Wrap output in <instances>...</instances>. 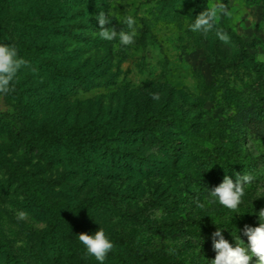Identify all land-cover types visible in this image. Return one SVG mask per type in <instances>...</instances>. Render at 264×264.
<instances>
[{"label":"rangeland","instance_id":"374dc122","mask_svg":"<svg viewBox=\"0 0 264 264\" xmlns=\"http://www.w3.org/2000/svg\"><path fill=\"white\" fill-rule=\"evenodd\" d=\"M218 5L230 15L190 30ZM100 12L117 33L133 16L134 43L101 38ZM0 43L28 62L21 96L0 94V158L79 222L48 213L0 166V264H97L83 227L114 243L105 264H210L218 226L248 243L242 229L264 210V0H0ZM237 174L254 177L237 210L208 202L206 188Z\"/></svg>","mask_w":264,"mask_h":264},{"label":"clouds","instance_id":"9594fccd","mask_svg":"<svg viewBox=\"0 0 264 264\" xmlns=\"http://www.w3.org/2000/svg\"><path fill=\"white\" fill-rule=\"evenodd\" d=\"M230 15L223 5H218L211 12L198 15L194 22L189 26L190 30L199 33H208L215 28L217 15ZM100 30L101 38L105 40H118L121 46H130L134 43L136 19L131 16H125L123 24L127 26V31L121 30L119 33L112 27L113 19L104 12H100L96 17ZM216 35L220 40L227 42L228 36L222 34L219 30ZM28 67V62L23 59L16 46L9 43H0V94H8L13 91V83L18 74ZM154 100H158V94H153ZM254 177L250 174H237L236 180L225 175L223 181L212 189H207L208 202H218L224 208L235 211L243 202L245 196V186L252 183ZM203 207V205H201ZM258 215V226L253 227L245 225L242 233L247 237L248 243L245 244L240 236L232 234L235 240V246L230 244L224 238L223 232L227 227L216 228L211 234L212 247L215 251V258L210 264H249L253 256L259 258L260 264H264V210H260ZM25 212L18 213V219L23 220ZM217 225V224H216ZM79 242L85 248V254L94 257L97 264H105L108 254L113 250L114 243L106 234L103 228H100L92 234L81 233L78 236Z\"/></svg>","mask_w":264,"mask_h":264},{"label":"trees","instance_id":"16d2710c","mask_svg":"<svg viewBox=\"0 0 264 264\" xmlns=\"http://www.w3.org/2000/svg\"><path fill=\"white\" fill-rule=\"evenodd\" d=\"M239 40L240 37H239ZM24 52H33L34 49L28 43L24 42L23 44ZM10 94H15L21 96V88L19 84L13 83V91ZM155 119L149 120V124L154 126ZM224 150V155L228 159H233L234 157L230 154L232 148L231 147H222ZM0 166L8 167L11 174L14 176L15 179L20 183L21 187L25 191L27 197L33 201H35L40 207L45 209L48 213L57 216L63 222L68 225H75L79 224L77 221V210L68 206L66 203L62 201H58L50 197L44 190H42L38 184L37 179L33 172L27 170L17 161L9 157H2L0 158ZM110 193L107 192L106 200L111 201ZM105 200V201H106ZM244 228V227H243ZM83 230L87 232V234H92L98 229L94 227H83Z\"/></svg>","mask_w":264,"mask_h":264}]
</instances>
